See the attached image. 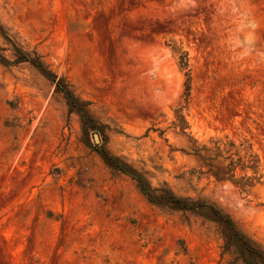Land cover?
<instances>
[{
	"label": "rangeland",
	"instance_id": "1",
	"mask_svg": "<svg viewBox=\"0 0 264 264\" xmlns=\"http://www.w3.org/2000/svg\"><path fill=\"white\" fill-rule=\"evenodd\" d=\"M0 55V264H262L109 155L264 252V178L243 191L194 155L249 141L264 161V0H0Z\"/></svg>",
	"mask_w": 264,
	"mask_h": 264
},
{
	"label": "trees",
	"instance_id": "2",
	"mask_svg": "<svg viewBox=\"0 0 264 264\" xmlns=\"http://www.w3.org/2000/svg\"><path fill=\"white\" fill-rule=\"evenodd\" d=\"M15 53V64L29 63L39 69L48 78H50L53 83H56L58 88L62 92H65L70 100L75 104L77 99L75 98L73 92L70 91L68 87L63 86L62 81L58 80L57 76L48 69L45 63H43L39 58L34 57L17 47L15 48ZM181 60L182 67L187 68L189 66L188 55H184ZM0 61L6 65H10V61H7V59L1 55ZM186 91L187 97H189L191 91L189 84L187 85ZM214 144V148L204 146L201 149L196 150L194 155L205 163V166L209 168L208 174H211L218 182H231L243 191H247L248 187H254L256 181L260 182L264 178V174H262L264 171V161L261 156L254 151V147L249 141H244L239 145V147L233 140H229L228 142L219 140L214 142ZM203 151L207 154L202 155ZM224 153H227L226 160H231L229 165H226L224 162L218 163V160L224 157ZM109 156L110 161L116 165L119 170L127 174H132V177L138 181L140 188L150 202L170 206L174 210L183 212L201 213L203 211H207L211 213L215 219L228 227L230 231V238H232V240L241 244L247 251L257 256L262 264H264V252L256 248L250 240L242 235L238 231L234 221L228 215H225L216 205L208 201H193L191 199H184L166 190H154L142 175L131 173L128 169H126V167L121 165L119 159H116L111 155ZM234 157H237L238 159L234 161ZM239 171H241L242 175L238 178L237 175ZM248 172H251L253 176H249Z\"/></svg>",
	"mask_w": 264,
	"mask_h": 264
},
{
	"label": "water",
	"instance_id": "3",
	"mask_svg": "<svg viewBox=\"0 0 264 264\" xmlns=\"http://www.w3.org/2000/svg\"><path fill=\"white\" fill-rule=\"evenodd\" d=\"M95 139H96V141H99V140H98V135L95 136Z\"/></svg>",
	"mask_w": 264,
	"mask_h": 264
}]
</instances>
